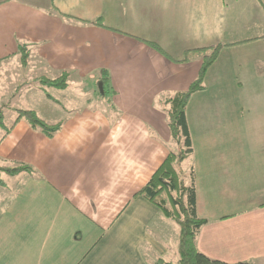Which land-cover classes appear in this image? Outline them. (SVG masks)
I'll use <instances>...</instances> for the list:
<instances>
[{
  "label": "crops",
  "instance_id": "obj_1",
  "mask_svg": "<svg viewBox=\"0 0 264 264\" xmlns=\"http://www.w3.org/2000/svg\"><path fill=\"white\" fill-rule=\"evenodd\" d=\"M217 46L186 112L196 152L182 171L207 220L197 247L264 264V95L230 92L222 67L264 83V0H0V110L14 126L0 129V166L31 168L0 173V264L178 260V224L138 194L173 152L165 101L199 77L212 51L198 50ZM65 72V90L39 80ZM17 109L61 129L50 138Z\"/></svg>",
  "mask_w": 264,
  "mask_h": 264
},
{
  "label": "trees",
  "instance_id": "obj_2",
  "mask_svg": "<svg viewBox=\"0 0 264 264\" xmlns=\"http://www.w3.org/2000/svg\"><path fill=\"white\" fill-rule=\"evenodd\" d=\"M96 25H103L101 20L95 22ZM151 46L162 52L156 44ZM222 46L206 48L198 51H212L204 58L203 66L199 77L185 92H180L168 98L165 103L168 106V122L171 135L174 141L181 145V152L176 154L171 152L161 167L156 171L149 183L139 192L138 195L145 197L148 201L160 209L162 214L175 223L180 228L179 233V258L175 262L158 260L157 264H229L210 259L201 253L197 247V239L201 228L207 223L197 214V190L194 181L188 182L183 175L181 168L184 161L194 152L190 128L187 121V107L192 96L205 88V74L216 61ZM23 64L28 61V51L26 46L21 47ZM188 61L187 55L180 62ZM104 92H112L109 84L110 76L107 70H102ZM69 73H63L56 79L39 78L45 86L65 90L68 87ZM17 122L25 120L32 128L42 131L45 135L53 138L61 129L62 124L49 125L42 120L34 110L17 109ZM14 126L8 127L5 123V114L0 110V129L7 133ZM31 171L29 166L21 165L16 168L0 166V173L7 172L15 174L19 172ZM236 264H251L240 262Z\"/></svg>",
  "mask_w": 264,
  "mask_h": 264
},
{
  "label": "rangeland",
  "instance_id": "obj_3",
  "mask_svg": "<svg viewBox=\"0 0 264 264\" xmlns=\"http://www.w3.org/2000/svg\"><path fill=\"white\" fill-rule=\"evenodd\" d=\"M223 60L226 61V58L224 57ZM222 67H223L224 73H226V75L229 73V76H228L227 79H228L229 84H230L228 86V90L230 92L235 93V94H243L246 98H249V96H252V95H255V94L264 95V83L263 82L261 83V80L257 84L255 78H247L246 77L245 70H243V69H233V68L229 69L228 65L226 67H224V66H222ZM8 80H9V77H6V79L4 78L3 79L4 84H7ZM233 82H235V84H233ZM240 82H243L244 84L240 85ZM17 84H18V82H15L14 86L12 84V85L9 86V88L6 87V89L3 90V93H5V92L6 93H8V92L11 93L12 91L14 93L18 89L17 88V86H18ZM52 94L55 96L56 95L55 91H53ZM4 95L6 96L8 94H4ZM248 102H247V105L250 108V104ZM231 103H233V102H231ZM240 103L241 102H235V104L237 106ZM2 108L0 107V109H2ZM167 114H168V112H167ZM12 117H13V115L8 114L6 116V118H5V122L9 123L10 121H12ZM191 119L193 120V123L191 125L193 127L194 139H196L197 136L198 137L201 136V138H198L197 141L198 142H203L202 140H204V134L200 133L199 129L197 128L196 119L194 117L191 118ZM208 135H209V137H211V133H208ZM169 145H170V147H171V149L173 150L174 153L178 154V153L181 152V145L178 142L172 140V143H170ZM194 146H195V144H194ZM193 150L196 152V148L195 147H193ZM191 158H193L192 159V161H193L194 158H196V153H194V155H192ZM189 162L190 161L188 160L184 165L181 166V168H183V167L188 168V166H190Z\"/></svg>",
  "mask_w": 264,
  "mask_h": 264
}]
</instances>
